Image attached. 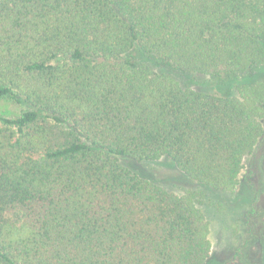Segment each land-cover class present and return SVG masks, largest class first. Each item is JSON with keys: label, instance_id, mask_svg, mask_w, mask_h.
Returning <instances> with one entry per match:
<instances>
[{"label": "trees", "instance_id": "obj_1", "mask_svg": "<svg viewBox=\"0 0 264 264\" xmlns=\"http://www.w3.org/2000/svg\"><path fill=\"white\" fill-rule=\"evenodd\" d=\"M263 65L264 0H0V100L25 108L0 114V264H204L195 197L119 159L233 191L264 135Z\"/></svg>", "mask_w": 264, "mask_h": 264}, {"label": "rangeland", "instance_id": "obj_2", "mask_svg": "<svg viewBox=\"0 0 264 264\" xmlns=\"http://www.w3.org/2000/svg\"><path fill=\"white\" fill-rule=\"evenodd\" d=\"M264 79V65L257 72ZM180 86L212 93L210 80L203 75L172 72ZM236 96L234 89L228 90ZM25 109L10 100H0V114L16 117ZM254 152L244 159L239 185L230 192L208 188L190 180L167 158L138 162L129 158L119 163L178 196L195 197L209 223L210 258L204 264H264V135ZM20 223V214L8 215Z\"/></svg>", "mask_w": 264, "mask_h": 264}]
</instances>
